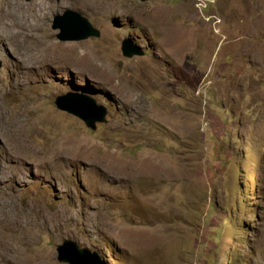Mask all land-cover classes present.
<instances>
[{
  "label": "rangeland",
  "instance_id": "374dc122",
  "mask_svg": "<svg viewBox=\"0 0 264 264\" xmlns=\"http://www.w3.org/2000/svg\"><path fill=\"white\" fill-rule=\"evenodd\" d=\"M49 1L29 51L0 22V264H68L65 239L103 264H264V0ZM67 9L101 35L59 39Z\"/></svg>",
  "mask_w": 264,
  "mask_h": 264
},
{
  "label": "water",
  "instance_id": "95a60500",
  "mask_svg": "<svg viewBox=\"0 0 264 264\" xmlns=\"http://www.w3.org/2000/svg\"><path fill=\"white\" fill-rule=\"evenodd\" d=\"M147 1V0H141ZM53 28L59 29L58 38L67 40H83L91 36L99 37L101 30L95 27L90 20L74 9H67L64 14H56ZM122 53L126 57L144 54L143 48L131 40L124 39L121 44ZM56 106L70 112L82 120L92 129L97 127V122L107 120V109L97 104L93 97L65 93L55 98ZM57 259L68 264H103L97 253L87 247H79L73 239H65L57 246Z\"/></svg>",
  "mask_w": 264,
  "mask_h": 264
},
{
  "label": "bare ground",
  "instance_id": "6f19581e",
  "mask_svg": "<svg viewBox=\"0 0 264 264\" xmlns=\"http://www.w3.org/2000/svg\"><path fill=\"white\" fill-rule=\"evenodd\" d=\"M73 1H77V2L81 3L82 5L83 4L86 5V4L90 3L89 2L90 0H73ZM54 10H55V6L52 3H50L49 0H37L36 3L34 5H32L31 7H28L26 3H23L21 1H16L15 3L11 4V3L8 2V0H0V22H6V24L10 26L12 32L15 35H17V41L19 42V43L18 42L17 43L18 44H22L23 43L22 46H24V44H25L28 47V51H29L30 42H27L26 40H31V36L30 35L33 34V33H34L35 38L38 37V32L40 31V29L45 27V25H44L45 18ZM23 15L30 16L31 18H29L26 23H23V24L26 25V29L25 30H20L19 29V23H17L15 21V17H19V16H23ZM46 31H47V28H46ZM35 32H36V34H35ZM55 42L56 41L53 40V38L51 39V37H45V42H44L45 46L44 47L46 48V47H49V46H55L56 48H61L60 45L55 44ZM49 61L50 60H42L44 65H47V63ZM78 155H80V153L75 152L73 157H76ZM146 160H149V156L146 158ZM140 166H143V165H140ZM6 176L7 177L9 176L11 178L14 177V173L10 170V168H4L2 170V172L0 173V183L3 180H5ZM3 255H5V254H3ZM5 257H6V259L4 261H6L8 264H12L11 261H13L15 264L18 263V261L14 257V254H12L11 257H10V254L9 255L7 254ZM9 259H12V260H9ZM25 260H27V259H25Z\"/></svg>",
  "mask_w": 264,
  "mask_h": 264
}]
</instances>
